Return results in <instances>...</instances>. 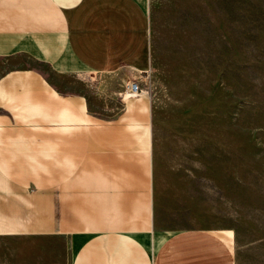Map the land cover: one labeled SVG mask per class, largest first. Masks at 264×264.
<instances>
[{
  "label": "crops",
  "instance_id": "1",
  "mask_svg": "<svg viewBox=\"0 0 264 264\" xmlns=\"http://www.w3.org/2000/svg\"><path fill=\"white\" fill-rule=\"evenodd\" d=\"M153 1L0 0V264H236L233 230L159 221L151 108L119 99L151 72ZM172 2L202 34L264 21Z\"/></svg>",
  "mask_w": 264,
  "mask_h": 264
},
{
  "label": "rangeland",
  "instance_id": "2",
  "mask_svg": "<svg viewBox=\"0 0 264 264\" xmlns=\"http://www.w3.org/2000/svg\"><path fill=\"white\" fill-rule=\"evenodd\" d=\"M227 2L264 16V0ZM176 5L152 2L153 65L143 86L159 221L231 229L236 264H264V21L253 29V11L243 8L224 37L202 34Z\"/></svg>",
  "mask_w": 264,
  "mask_h": 264
},
{
  "label": "built area",
  "instance_id": "3",
  "mask_svg": "<svg viewBox=\"0 0 264 264\" xmlns=\"http://www.w3.org/2000/svg\"><path fill=\"white\" fill-rule=\"evenodd\" d=\"M143 77L145 79L149 77V74L146 73ZM140 85V82L134 79L127 81L124 85L123 91L119 94L121 103L126 104L127 102L137 98H145L148 93L145 92Z\"/></svg>",
  "mask_w": 264,
  "mask_h": 264
}]
</instances>
